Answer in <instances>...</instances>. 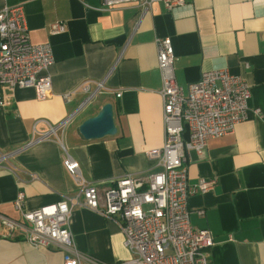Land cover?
I'll use <instances>...</instances> for the list:
<instances>
[{
  "label": "crops",
  "instance_id": "0c3cea01",
  "mask_svg": "<svg viewBox=\"0 0 264 264\" xmlns=\"http://www.w3.org/2000/svg\"><path fill=\"white\" fill-rule=\"evenodd\" d=\"M186 3L170 12L161 3L148 10L134 3L101 10V0H0V11L24 6L30 41L49 43L55 59L48 99L38 100L33 88H4L0 264L65 263L66 250L55 245L36 249L19 230L12 232L3 224L28 227L15 206L20 192L26 212L79 193L64 167L62 144L80 164L83 177L101 192L125 176L162 171L147 152L161 148L165 139L157 39L166 37L172 40L176 80L184 89L203 72L220 69L240 75L251 88L248 120L233 134L210 140L202 157L191 152L190 184L201 179L216 184L194 194L188 207L192 226L208 229L214 237L213 264H264V0ZM55 23L64 24L65 31L52 34ZM101 81L105 91L65 132L29 146L78 111L87 97L78 90L84 83L93 88ZM74 92L66 102L64 96ZM106 104L114 108L117 135L81 139L79 126ZM257 109L261 116L254 113ZM70 230L84 264H119L133 256L118 223L87 208H73Z\"/></svg>",
  "mask_w": 264,
  "mask_h": 264
},
{
  "label": "built area",
  "instance_id": "2783aa9c",
  "mask_svg": "<svg viewBox=\"0 0 264 264\" xmlns=\"http://www.w3.org/2000/svg\"><path fill=\"white\" fill-rule=\"evenodd\" d=\"M102 9L134 3L145 10L155 3L167 11L186 6V0H101ZM65 31V25L55 23L52 34ZM23 5L5 7L0 11V113L6 108L4 88H33L38 100L52 95L49 69L54 64L52 46L35 45L28 35ZM158 69L162 78L161 96L164 103V145L152 149L147 156L156 161L162 171L145 177L128 175L112 182L101 192L97 185L83 177L80 164L64 145V167L78 186L79 193L55 204L23 211L25 194L20 192L15 201L28 227L4 221L10 230H19L32 247L57 246L66 250L64 264H84L77 252L70 230L72 210L81 206L96 212L107 220L118 223L124 237V246L132 258L119 264H213L210 250L214 237L208 229L194 228L190 222L189 199L197 193H206L215 181L201 179L189 182L187 164L191 152L202 157L213 139L234 133L237 125L249 118L251 88L240 76L228 69L206 71L198 82L181 87L176 80L175 51L171 38L157 39ZM104 81L84 83L78 90L87 95L77 112L61 124L51 127L38 140L43 141L65 132L73 118L98 95L105 91ZM77 92V91H76ZM74 93L64 96L69 102ZM121 94H118L120 97ZM254 113L261 116L259 109ZM60 141V140H59ZM4 158L0 157V164ZM204 215V211L200 212Z\"/></svg>",
  "mask_w": 264,
  "mask_h": 264
},
{
  "label": "water",
  "instance_id": "95a60500",
  "mask_svg": "<svg viewBox=\"0 0 264 264\" xmlns=\"http://www.w3.org/2000/svg\"><path fill=\"white\" fill-rule=\"evenodd\" d=\"M117 132L111 104L104 105L96 116L85 120L78 128V136L85 141L114 137Z\"/></svg>",
  "mask_w": 264,
  "mask_h": 264
}]
</instances>
